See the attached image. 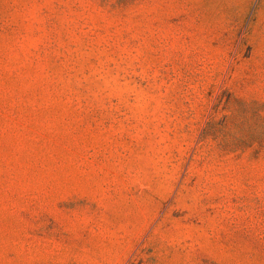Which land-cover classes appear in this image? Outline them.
Masks as SVG:
<instances>
[{
    "label": "rangeland",
    "instance_id": "obj_1",
    "mask_svg": "<svg viewBox=\"0 0 264 264\" xmlns=\"http://www.w3.org/2000/svg\"><path fill=\"white\" fill-rule=\"evenodd\" d=\"M240 100L264 0H0V264H264Z\"/></svg>",
    "mask_w": 264,
    "mask_h": 264
},
{
    "label": "trees",
    "instance_id": "obj_2",
    "mask_svg": "<svg viewBox=\"0 0 264 264\" xmlns=\"http://www.w3.org/2000/svg\"><path fill=\"white\" fill-rule=\"evenodd\" d=\"M242 105L241 117L243 118V138L247 147L255 146L257 155L264 157V110L257 109L256 103L251 101H239ZM227 117L232 121L235 112ZM215 117V116H214ZM212 117L207 123L209 130H214L215 119Z\"/></svg>",
    "mask_w": 264,
    "mask_h": 264
}]
</instances>
